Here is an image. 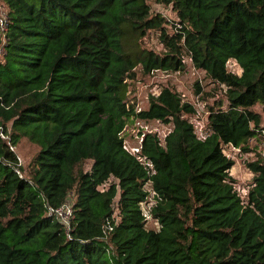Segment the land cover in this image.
Here are the masks:
<instances>
[{
  "label": "trees",
  "instance_id": "1",
  "mask_svg": "<svg viewBox=\"0 0 264 264\" xmlns=\"http://www.w3.org/2000/svg\"><path fill=\"white\" fill-rule=\"evenodd\" d=\"M149 1L0 0V264H264V159L245 163L242 200L223 151H254L264 132V110H252L264 108V0H154L175 20ZM149 32L161 53L140 47ZM185 56L225 91L204 138L194 106L169 87L145 110L128 101L137 67L183 72ZM130 121L171 125L163 141L140 133L151 168L125 149ZM21 138L38 148L27 175ZM149 189L157 230L146 228ZM64 204L68 231L49 215Z\"/></svg>",
  "mask_w": 264,
  "mask_h": 264
},
{
  "label": "rangeland",
  "instance_id": "2",
  "mask_svg": "<svg viewBox=\"0 0 264 264\" xmlns=\"http://www.w3.org/2000/svg\"><path fill=\"white\" fill-rule=\"evenodd\" d=\"M149 5L152 13L162 15L170 20L176 19V15L171 6L158 4L154 0L149 1ZM2 43L3 37L0 32V58ZM140 47L152 50L155 53H161L163 51L162 45L158 40L157 32H149L140 42ZM184 63L185 70L183 72H155L150 75H143L139 67H137L135 79L128 82V101L130 104L135 105L138 111L145 110L148 107V97L150 95H157L160 88L169 87L178 93L183 101L194 106L195 114L190 117V122L195 128V133L201 137L204 135L206 129L208 108L213 107L218 102H224L225 91L223 87L220 88L213 85L206 78L204 72L194 69L187 56L184 57ZM227 70L233 75L239 76L241 74L239 66L234 61L228 62ZM195 84L200 88V93L198 94L195 93ZM252 110L262 115L264 108L256 105ZM262 127H264V120H262ZM170 131L171 125H164L157 121H130L123 134L124 145L127 150L132 151V149L139 145L140 133H155L163 141L164 137ZM249 144L254 151L243 153L241 150H234L231 147H225L223 150L224 154L234 163L229 174L235 181L236 191L242 200L245 199L252 179V174L247 170L245 163L255 160L257 155L264 153V138L261 137L258 140H251ZM14 151L18 163L22 168L23 175H27L30 170L29 164L37 154L38 148L26 138H21ZM89 167L90 163L87 162L82 166V170L87 171ZM144 211L148 213L146 207ZM147 219L146 228L148 230H157V222L151 217Z\"/></svg>",
  "mask_w": 264,
  "mask_h": 264
},
{
  "label": "built area",
  "instance_id": "3",
  "mask_svg": "<svg viewBox=\"0 0 264 264\" xmlns=\"http://www.w3.org/2000/svg\"><path fill=\"white\" fill-rule=\"evenodd\" d=\"M8 23H9V20H8V16H7L5 7L2 4H0V31L2 33L7 29ZM1 51L3 53V48H1ZM2 53H1V55H2ZM262 137L264 138V132H263ZM199 138H204V135L199 137ZM141 141H142V137H140V139H139V145L136 148L132 149V151L127 150L126 147H125V149L127 151H129L131 154L136 155L141 163L146 164L148 166V168H151V165L149 164V162L145 163L144 159L139 157ZM228 147H231V146H228ZM231 149L235 150V148H233V147H231ZM260 157L264 159V153L261 154ZM257 158L258 157H256V159ZM154 197H155V193L151 191L147 202L142 204L143 210H144L145 207H146L147 210H149L154 205ZM144 214H145L146 218L150 217L149 213H147L145 211H144ZM49 215L55 217V219L58 222H60L61 224H63L66 227V231H68L67 229L69 227V222H70V220L72 218V209H71V205L70 204H64V205H62L61 207H59L57 209H49Z\"/></svg>",
  "mask_w": 264,
  "mask_h": 264
}]
</instances>
